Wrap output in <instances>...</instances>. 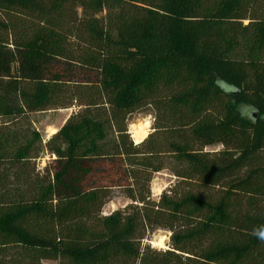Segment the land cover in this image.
I'll use <instances>...</instances> for the list:
<instances>
[{"label":"trees","instance_id":"obj_1","mask_svg":"<svg viewBox=\"0 0 264 264\" xmlns=\"http://www.w3.org/2000/svg\"><path fill=\"white\" fill-rule=\"evenodd\" d=\"M71 107L45 142L29 124ZM260 225L264 0H0V264H264Z\"/></svg>","mask_w":264,"mask_h":264},{"label":"rangeland","instance_id":"obj_2","mask_svg":"<svg viewBox=\"0 0 264 264\" xmlns=\"http://www.w3.org/2000/svg\"><path fill=\"white\" fill-rule=\"evenodd\" d=\"M75 108H65L57 110H44L30 114L29 124L32 129L36 130L43 142H45L51 135L55 134L58 129L62 127L65 120L74 111ZM154 111L150 106H144L127 116L128 130L135 144L140 143L152 132ZM221 146L215 145L204 149L206 152H217ZM50 158L47 155H42L37 162L40 169H42ZM176 178L169 172L164 171L156 174L151 183V195L153 200H157L161 192L167 187L173 185ZM128 204V201L115 194L114 197L103 207L102 214L108 215L114 210L121 209ZM169 241V233L163 230H157L148 237L145 243L152 248L158 250H166ZM42 264H55L52 262H43Z\"/></svg>","mask_w":264,"mask_h":264},{"label":"clouds","instance_id":"obj_3","mask_svg":"<svg viewBox=\"0 0 264 264\" xmlns=\"http://www.w3.org/2000/svg\"><path fill=\"white\" fill-rule=\"evenodd\" d=\"M217 81H220V78L217 77ZM231 93L236 94L239 92V89L235 85L228 86ZM250 112L258 111L254 105H246L245 106ZM252 235L255 236L258 240L264 242V225L257 226L253 228Z\"/></svg>","mask_w":264,"mask_h":264}]
</instances>
